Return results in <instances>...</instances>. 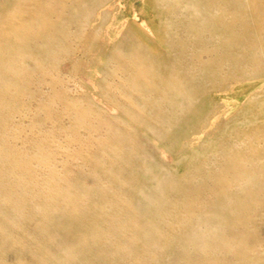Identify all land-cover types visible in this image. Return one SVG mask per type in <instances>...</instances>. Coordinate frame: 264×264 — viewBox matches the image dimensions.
Here are the masks:
<instances>
[{
    "label": "rangeland",
    "instance_id": "374dc122",
    "mask_svg": "<svg viewBox=\"0 0 264 264\" xmlns=\"http://www.w3.org/2000/svg\"><path fill=\"white\" fill-rule=\"evenodd\" d=\"M39 2L0 0V264H264V0Z\"/></svg>",
    "mask_w": 264,
    "mask_h": 264
},
{
    "label": "bare ground",
    "instance_id": "6f19581e",
    "mask_svg": "<svg viewBox=\"0 0 264 264\" xmlns=\"http://www.w3.org/2000/svg\"><path fill=\"white\" fill-rule=\"evenodd\" d=\"M38 2H39V0H38ZM39 4L42 7H46L41 2H39ZM50 5H51L50 7L52 9H56L58 7V2L55 1L53 4H50ZM46 14H47V16H50V14H48V13H46ZM43 17H45V13L39 15L38 17H32L30 20H27V21L23 20V22H21L20 24L19 23H15L14 24V22H11L9 24V26L12 27L16 32L20 33L19 35H20V39L21 40H26V39L30 38V35H32L34 33V39L33 40H37L40 43H42L43 45H47L48 43H51L50 49H47V50H48V53L49 52L52 53L55 49L57 50L56 47L53 49V44H54V42L56 40H60V39L64 38V39H67L68 43H69L70 39L73 38V33L67 31L68 26L61 27V26H59L58 23H56V25H57L56 27L55 26L53 27V26L49 25L50 28L54 30V33L52 31L48 37H44L42 35L43 28H42V24H41V20H42ZM1 21L2 20L0 19V22ZM42 22L43 23H54L55 21H53V19L51 17V18L43 19ZM58 27H61L64 31L63 30H59ZM58 31H60V34H58ZM94 38H95L94 34L93 33H89V41L87 40L88 43L85 46L93 48ZM22 46H25V45H19L18 47L21 48ZM28 47H29V45H28ZM56 53L57 52H55L54 54H56ZM1 58H2V60H4L5 59L4 55ZM26 74H28V72L25 71L24 72V76ZM197 168H200V167H197ZM188 176H189L188 174L185 175V177H188ZM244 178L245 177L243 175V180H244ZM242 181L238 182V186L242 183ZM223 186H225V185H223ZM177 193H179V191H177ZM218 193L221 196V199H220L221 201H216L215 202V204L217 206H219L221 204V202L226 199V196H227L225 191H218ZM214 209H215V206L213 204V206L211 208V211H214ZM208 214H209V212H208ZM229 217L230 216H229L228 213L220 216V213L217 212L216 213V218H215L216 221H215V223H213L214 228L217 231H220L222 225L227 224ZM243 229L246 230V226L243 225Z\"/></svg>",
    "mask_w": 264,
    "mask_h": 264
}]
</instances>
